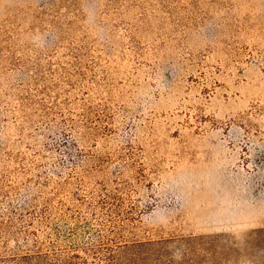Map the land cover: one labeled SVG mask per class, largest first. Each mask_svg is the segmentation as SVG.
Returning <instances> with one entry per match:
<instances>
[{
  "label": "rangeland",
  "instance_id": "374dc122",
  "mask_svg": "<svg viewBox=\"0 0 264 264\" xmlns=\"http://www.w3.org/2000/svg\"><path fill=\"white\" fill-rule=\"evenodd\" d=\"M262 227L264 0H0V264Z\"/></svg>",
  "mask_w": 264,
  "mask_h": 264
},
{
  "label": "trees",
  "instance_id": "16d2710c",
  "mask_svg": "<svg viewBox=\"0 0 264 264\" xmlns=\"http://www.w3.org/2000/svg\"><path fill=\"white\" fill-rule=\"evenodd\" d=\"M183 242L182 255L188 260L209 264H264V227L242 234L190 236ZM166 243L164 240L132 241L120 246L118 255H111L110 259L112 264H163L165 260L171 262L175 253ZM37 255L36 261L28 264H51L41 254Z\"/></svg>",
  "mask_w": 264,
  "mask_h": 264
}]
</instances>
